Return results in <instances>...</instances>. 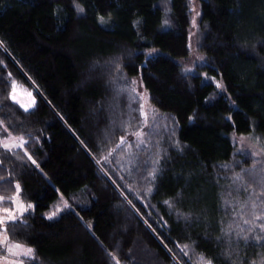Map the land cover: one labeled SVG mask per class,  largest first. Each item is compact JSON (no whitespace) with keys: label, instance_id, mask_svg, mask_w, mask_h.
<instances>
[{"label":"trees","instance_id":"trees-1","mask_svg":"<svg viewBox=\"0 0 264 264\" xmlns=\"http://www.w3.org/2000/svg\"><path fill=\"white\" fill-rule=\"evenodd\" d=\"M191 5L0 0V211L17 184L35 207L0 228L1 258L21 244L22 264H264V234L236 217L251 192L234 143L264 148V0H199L196 45Z\"/></svg>","mask_w":264,"mask_h":264},{"label":"rangeland","instance_id":"rangeland-1","mask_svg":"<svg viewBox=\"0 0 264 264\" xmlns=\"http://www.w3.org/2000/svg\"><path fill=\"white\" fill-rule=\"evenodd\" d=\"M191 8L193 13V30H192V36H191V42L192 44H197V20L200 13V7H199V0H191ZM196 28V29H195ZM192 47L193 53L190 56L189 61H185L183 63V67L187 71H193L195 69V65H200L202 63V58L200 54L197 52V50ZM196 70V69H195ZM135 87V88H134ZM134 91L136 93V98L140 104H142L144 112H148V110H152V106L148 97V94L144 91L142 86L139 84V82H136L133 86L132 94L134 95ZM15 95V101L18 102L24 109L31 110L36 103V98L34 97L33 92L26 91L22 89L16 88L14 93ZM152 112H150L151 114ZM162 122H165L167 124L168 120H163ZM23 140L21 138H9L3 141V144H8V148L12 147H20L23 145ZM234 143L236 145L237 151L239 156L246 162V165L244 166V172L242 171V175L237 177L238 184L237 189L239 192L246 191L251 192V195L249 196V199L247 200L246 205V213H240V215H236L237 218L240 217L242 226L245 231L251 230L252 233H258L259 235L264 234V210L263 211H257L253 207V198L255 197V191L259 187L264 188V148L251 136H235L234 137ZM241 160V161H242ZM240 177V178H239ZM247 188V189H246ZM261 193L263 194L264 191L262 190ZM264 190V189H263ZM258 194V193H257ZM261 195V194H260ZM248 196L244 197L247 198ZM22 203L25 207L28 205H32L31 208H28L27 211H24L23 214L19 211L14 212L15 220H6V223L13 222L16 220H19L20 217H22L26 213L33 212L35 207L34 204H26L23 203L20 199V196H16L15 199V208L18 204ZM65 206V204H64ZM8 214L5 212L0 211V217H6ZM4 224V225H5ZM3 225V226H4ZM3 226H0L3 227ZM7 240L6 234H4L3 231L0 229V255L1 252H3V244H5ZM14 245V244H13ZM23 246V245H22ZM11 248V251L9 250ZM30 248L27 246H23L22 249H15L12 248V245L8 246L7 252L8 255L5 258L0 259V264H22V259L24 257H27V255L24 254V249Z\"/></svg>","mask_w":264,"mask_h":264},{"label":"snow or ice","instance_id":"snow-or-ice-1","mask_svg":"<svg viewBox=\"0 0 264 264\" xmlns=\"http://www.w3.org/2000/svg\"><path fill=\"white\" fill-rule=\"evenodd\" d=\"M80 11H83V9H79ZM102 19V18H101ZM219 87V85H218ZM13 91H15V85L13 86ZM11 98L13 100H15V95L12 94ZM5 148H8L9 145L8 144H5L4 145ZM30 158V157H29ZM33 164H35L36 162L33 160L32 161ZM16 188H17V196L19 195V184L16 185ZM148 191L150 192L151 189H148ZM2 199V198H0ZM14 200L16 199L15 197L13 198ZM165 204H169L171 206V202L170 201H165L164 202ZM32 205H28L27 207H25L22 203L18 204L16 206L15 209H4L3 211L5 213H7L8 215L6 217H0V226H3L6 222V220H15V215H14V212L16 211H19L21 213V215L23 214L24 211H27L28 208H31ZM56 213L53 212L50 214L49 218H51L52 216H55ZM6 231V229H4ZM185 248H187V245L184 246ZM12 248H15V249H22L23 246L21 244H14L12 245ZM11 251V248L9 249ZM34 250L32 248H26L24 249V254L27 255V256H31L33 254ZM201 260H203V256H201ZM207 264H211V261H207Z\"/></svg>","mask_w":264,"mask_h":264}]
</instances>
